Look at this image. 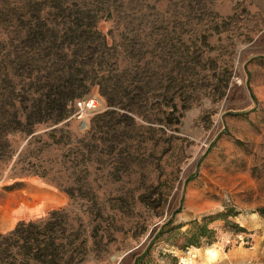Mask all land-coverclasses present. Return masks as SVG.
I'll return each instance as SVG.
<instances>
[{
    "label": "rangeland",
    "instance_id": "rangeland-1",
    "mask_svg": "<svg viewBox=\"0 0 264 264\" xmlns=\"http://www.w3.org/2000/svg\"><path fill=\"white\" fill-rule=\"evenodd\" d=\"M46 1L30 0L24 9L29 0H0L2 230L4 220L14 219L2 233L19 221L38 220L70 204L74 211L91 206L64 192L71 181L82 183L85 177L76 174L84 169L81 163H75L79 169L64 166L78 153L76 140L64 136L70 130L83 137L110 109L95 88L84 98L94 100L96 108L82 118L76 104L74 115L58 125L25 120L20 125L15 120L16 109H22V116L33 108L38 93L47 95L37 77L53 74L47 62L39 66L37 50L21 40L23 15L37 20L48 12ZM249 2L165 0L157 8L150 2L140 12L133 10V1L115 20L99 23L110 59L90 62L81 75L94 82L127 80L128 100L137 113L118 111L125 129L117 140L99 134L103 139L97 162L86 178L94 208L104 216L100 224L93 222L99 225V236L96 244L89 242L82 264H133L153 230L173 215L174 226L185 225L181 232L194 220L207 221L216 241L182 250L183 237H164L149 264H197L204 255L214 262L232 245L248 247L239 235L240 223L264 206V19L256 17ZM111 3L116 6L115 0ZM27 53L31 58L24 62L21 57ZM48 54L43 51L45 61ZM116 58H121L119 64ZM139 86L145 87L142 94L136 91ZM43 99L47 120L48 97ZM55 128L64 129L53 134ZM54 135L62 138L60 147L52 144ZM31 169L46 178L33 176ZM27 211L38 214L16 215ZM210 247L219 249L215 258Z\"/></svg>",
    "mask_w": 264,
    "mask_h": 264
},
{
    "label": "trees",
    "instance_id": "trees-1",
    "mask_svg": "<svg viewBox=\"0 0 264 264\" xmlns=\"http://www.w3.org/2000/svg\"><path fill=\"white\" fill-rule=\"evenodd\" d=\"M115 1L116 6L112 5L111 0H49L46 7L48 12L38 16L37 20L30 13L23 15L22 42L37 50L39 66L42 67V64L47 62L53 74L37 77L38 84L48 88L47 95L38 93L37 99H32L33 108L22 116L20 115L22 109H16L15 120L20 125H23L22 120L36 125L47 121L58 125L69 120L76 112V103L82 98L85 100L84 97L95 88H98L110 109L93 121L90 131L83 137L75 136L70 130H67L64 136L69 141L76 140L78 146L76 158L68 159L64 166L71 164L74 165L73 169H79V165L75 163H81L84 169L77 171L76 174L82 176L85 173V177H81L84 179L82 183L71 181V185L64 192L74 201L91 202V206L84 211L78 208L74 211L70 204L68 207L50 211L41 219L22 220L12 230L6 233L0 232V264H82L90 250L89 242L92 240L94 244L97 243L99 225H92L97 221L100 224L104 215L100 209L96 211L94 208L97 205L95 196L86 177L90 175V168L97 162L95 154L103 139L99 134L103 133L105 140H117L125 129L118 111L120 109L131 113L137 111L135 104L128 100V89L131 84L127 80L120 82L115 80L114 83L86 81L81 73L83 67L90 65V62L96 64L110 59L105 51L110 48L107 38L98 28L102 20H115L120 14V9L128 2L135 1L137 7L133 10L143 12L144 8L150 7V2H153V8H157L165 0ZM29 5L30 0L23 8ZM45 50L49 51L47 61L43 56ZM21 58L24 62H28L31 58L30 53ZM120 59L116 58L115 63L119 64ZM17 62L19 65V59ZM127 67L128 65H125V68ZM40 71L42 74L45 72L44 69ZM144 88V86L136 87V91L142 94ZM44 96L48 97L47 120L43 117V104L47 99H43ZM252 97L255 99L253 93ZM65 126L68 127V122ZM63 129L55 128L53 134L60 133ZM19 131L32 133V129ZM61 143V137L57 135L52 137L53 145L60 147ZM86 145L87 152L84 151ZM28 172L33 176L46 178L45 174L33 169ZM257 213L264 217V206L260 207ZM85 215L88 222H85ZM175 220L173 215L159 229L153 230L149 245L145 251L137 255L133 264H149L155 246L164 237L168 239L183 237L184 241L179 246L182 250L191 247L200 248L204 242L211 245L216 241L214 230L209 227L207 221L194 220L188 224L190 228L187 231L181 232L185 225L176 227Z\"/></svg>",
    "mask_w": 264,
    "mask_h": 264
},
{
    "label": "crops",
    "instance_id": "crops-1",
    "mask_svg": "<svg viewBox=\"0 0 264 264\" xmlns=\"http://www.w3.org/2000/svg\"><path fill=\"white\" fill-rule=\"evenodd\" d=\"M249 3L251 10L256 14V17L264 19V0H250ZM261 34H264V27L262 28ZM25 212H20L16 215L32 216L35 213L38 214V212L33 211H27L28 214H25ZM10 221L11 223H14V219L4 220V229L2 230V225H0V232L6 231L5 229L11 224ZM240 227L242 228V231L239 235L242 238H246L244 244H247L248 247L232 245L228 249V252L225 253L224 258H220L214 262H208L207 257L204 255L203 258L198 259L197 264H243L247 262L264 264V217L256 212L244 218L243 222L240 223Z\"/></svg>",
    "mask_w": 264,
    "mask_h": 264
},
{
    "label": "built area",
    "instance_id": "built-area-1",
    "mask_svg": "<svg viewBox=\"0 0 264 264\" xmlns=\"http://www.w3.org/2000/svg\"><path fill=\"white\" fill-rule=\"evenodd\" d=\"M76 104H77V108H78L77 115L79 118H82V116L84 115V113L87 110H92V109L96 108L95 101L91 100V99H85L82 101H78ZM243 264H254V263L247 262V263H243Z\"/></svg>",
    "mask_w": 264,
    "mask_h": 264
},
{
    "label": "bare ground",
    "instance_id": "bare-ground-1",
    "mask_svg": "<svg viewBox=\"0 0 264 264\" xmlns=\"http://www.w3.org/2000/svg\"><path fill=\"white\" fill-rule=\"evenodd\" d=\"M208 250H209V254H210V256H211L212 258H215V256L218 255V252H216V248L213 249L212 247H210Z\"/></svg>",
    "mask_w": 264,
    "mask_h": 264
},
{
    "label": "water",
    "instance_id": "water-1",
    "mask_svg": "<svg viewBox=\"0 0 264 264\" xmlns=\"http://www.w3.org/2000/svg\"><path fill=\"white\" fill-rule=\"evenodd\" d=\"M122 258H123V256H122Z\"/></svg>",
    "mask_w": 264,
    "mask_h": 264
}]
</instances>
